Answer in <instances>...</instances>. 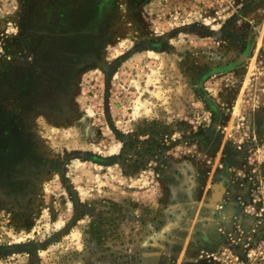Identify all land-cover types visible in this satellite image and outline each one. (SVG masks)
<instances>
[{"label":"rangeland","instance_id":"obj_1","mask_svg":"<svg viewBox=\"0 0 264 264\" xmlns=\"http://www.w3.org/2000/svg\"><path fill=\"white\" fill-rule=\"evenodd\" d=\"M0 264H264V0H0Z\"/></svg>","mask_w":264,"mask_h":264},{"label":"bare ground","instance_id":"obj_2","mask_svg":"<svg viewBox=\"0 0 264 264\" xmlns=\"http://www.w3.org/2000/svg\"><path fill=\"white\" fill-rule=\"evenodd\" d=\"M213 188H214V191L216 192V193H220L221 191H222V186L220 185V184H215L214 186H213Z\"/></svg>","mask_w":264,"mask_h":264},{"label":"water","instance_id":"obj_3","mask_svg":"<svg viewBox=\"0 0 264 264\" xmlns=\"http://www.w3.org/2000/svg\"><path fill=\"white\" fill-rule=\"evenodd\" d=\"M222 193H223V189H222V191L220 193L214 192L213 193V199L217 200V199L221 198Z\"/></svg>","mask_w":264,"mask_h":264}]
</instances>
